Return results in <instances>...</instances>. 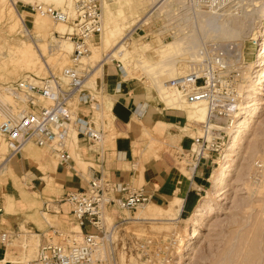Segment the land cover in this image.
Wrapping results in <instances>:
<instances>
[{
    "label": "rangeland",
    "instance_id": "rangeland-1",
    "mask_svg": "<svg viewBox=\"0 0 264 264\" xmlns=\"http://www.w3.org/2000/svg\"><path fill=\"white\" fill-rule=\"evenodd\" d=\"M57 1L59 2V0L48 2L45 0H0V88L7 84L6 82L20 78L37 80L48 74L59 75L61 68L70 62L69 57L73 53L68 54L61 51V46L71 43L66 33L72 29L73 13L69 19L63 21V19L53 20L49 15L37 13L31 9V6L37 2L64 13L62 5ZM157 1L118 0L116 3L114 0H105L102 32L106 30L109 40L92 57L90 56L79 64L87 69L86 85L95 86V78L100 75L102 65L111 64V62L115 64L117 60L120 63L119 68H121L123 79H135L145 85L151 78L160 74L163 56L168 52H173L177 54L175 59H178L174 63L176 70L160 78L159 86L157 85L153 90L166 94L172 92L174 95L171 96L183 99L173 88L165 83L164 86L163 82L170 75H179L181 72L183 74L191 70L190 61L196 59V54L185 46L187 38L171 37L166 35V32L156 31L155 26L161 16L154 13L172 11L173 7H176L177 0H173L171 5H166L164 2V6L163 4L155 5ZM20 2H23L24 6L20 5ZM108 2L112 4L110 10L107 11L105 4ZM233 2L227 14L217 22L220 34L215 39L235 43V54L239 56L237 71L240 99L239 109L234 117L237 123L228 128L227 136H224L217 151L204 149L203 157L199 159L195 168L203 165L207 169L205 176L207 178L202 179L199 188L191 189L188 205L183 207L177 216L170 215L167 209L172 198L161 204L150 201L130 211L113 207L108 215L105 214L108 223L113 219L117 220L118 217H126L115 227L111 241L105 245L106 264H264V86H259L255 92L254 90L246 92V95L251 96L250 103H254L251 107L244 109L240 104L242 103V90H248L251 87L256 75L255 68L252 69L251 64L253 56L255 57L261 47L262 36L260 40L253 41L255 36L253 34L263 26L264 15L260 16V14L261 9L264 8V0H233ZM70 5L73 4L70 3ZM149 11L152 14L150 16L147 15ZM113 26L126 28L124 31L118 29L117 32L111 33L109 31ZM135 26L143 27L146 34L140 36L142 31L134 29ZM210 38L205 37V39ZM30 39H32L34 50L33 53L31 52L32 61L27 60L25 55H29L30 52L20 43ZM98 39V36H94L91 41L96 42ZM114 48H118L120 53L110 57V60L107 59V62L104 58ZM83 56H88V54L85 53ZM255 59L257 62L258 58ZM262 63L264 64V59ZM96 69L99 71L93 75L94 81L91 83L93 76L90 78L89 76ZM141 72L143 80L140 81L137 75ZM160 84H163V87H160ZM98 97L101 101V108L96 114L103 122L105 136L102 146L106 148L111 144V137L123 131H120L121 126L107 111V103L111 104V100L101 92ZM260 101L263 104L259 105L258 110L256 109L258 112L255 117L251 118L248 129L236 135V145L228 148L235 126L240 125L246 111L255 107L256 102ZM0 102L3 105V109L0 107L1 119L15 114L22 105L19 100L14 99L2 89H0ZM182 102L187 105L191 101ZM243 111H245L244 115L241 114ZM188 114L192 118L194 111L190 110ZM206 116L203 117L204 119L194 120L195 124L188 126L194 131V135L205 134V130L201 128L203 121L208 123V129L222 127V122H208ZM147 127H143L144 133L141 138L133 141V153L141 159L150 156L166 158L183 178H186L184 175L186 169L189 171H187L188 175L192 173L193 165H191L189 147L191 146L194 151L197 147L194 143L191 144L188 136H193V134L181 132V126H178L177 133L158 135L163 136L164 140V144H160ZM208 132L209 130L206 133ZM183 136L187 140L185 148L178 141ZM146 138L150 140L148 143L141 140ZM138 141L143 143H138ZM7 152L4 140L0 137V184L7 176L17 178L13 173L18 171L16 162L20 160L25 164L29 163L30 166L28 170L25 168L27 173H19L18 185L24 189L20 192L21 195H27L25 190L34 189V187H29L26 176L32 172L40 174V171L42 173L39 178L44 181V189L52 193L58 192L59 189L56 190L53 186L51 175L58 163L53 154L44 147L36 146L31 142L25 143L22 150L8 160H6ZM70 153L76 165L85 170L86 162L79 159V154L74 153L73 148ZM220 164L229 165L228 167L231 168L223 186L224 193L219 195L209 193L212 209L198 218L197 231L194 233L191 231L193 223L191 213L199 200L211 191V182L220 172ZM50 179H52L51 189H47V182L50 183ZM190 179L191 177L188 178ZM37 196L36 192H32V196L26 198L29 203L28 207H40ZM151 202L162 208L154 209V215H140L141 210ZM11 204V197H7L4 210H12ZM34 214L35 217L27 215V218L37 223L38 230L22 224L16 229L0 226V239L4 241L0 242V257L7 253L5 260L0 261V264H27L34 256L38 242L43 240L42 234L45 237L48 236L50 228H42L37 213L34 212ZM41 214L50 226L59 228L65 233H69L70 229L79 231V228L73 224L76 222L70 214L64 215L63 225L56 214L47 210H43ZM29 232H38V237L28 236ZM51 238L55 239L56 236Z\"/></svg>",
    "mask_w": 264,
    "mask_h": 264
},
{
    "label": "built area",
    "instance_id": "built-area-1",
    "mask_svg": "<svg viewBox=\"0 0 264 264\" xmlns=\"http://www.w3.org/2000/svg\"><path fill=\"white\" fill-rule=\"evenodd\" d=\"M101 1L72 0L74 17L66 36L72 42L73 54L59 75L48 74L37 80L20 78L1 86L22 104L15 114L0 120V137L8 151L6 160L27 142L44 147L61 164L72 159L71 148L79 155L84 149L97 161L101 159L105 130L96 114L101 108L100 90L85 84L87 69L79 66V56L88 51L86 41L101 30ZM232 3L233 0H177L172 11L154 13L161 16L155 26L157 32L187 38L186 46L196 54V59L190 61L191 70L170 76L164 83L187 101L202 99L207 121L222 122V128L208 129V123L203 121L205 134L188 136L197 147L195 151L189 147L192 172L204 149H219L239 109V56L235 54V43L215 39L220 34L217 22ZM31 9L53 20L65 19L64 13L41 3L35 2ZM134 29L142 31L140 36L146 34L141 26ZM115 65L119 67L118 60ZM0 107L3 109L1 102ZM62 197L70 205V215L80 230L65 233L50 226L48 236L42 234L43 240L27 264H106L105 245L126 217L108 223L105 216L113 207L130 211L150 199L141 185L113 180L101 172L91 175L81 188L65 191ZM72 233L77 234V239L71 237Z\"/></svg>",
    "mask_w": 264,
    "mask_h": 264
},
{
    "label": "crops",
    "instance_id": "crops-1",
    "mask_svg": "<svg viewBox=\"0 0 264 264\" xmlns=\"http://www.w3.org/2000/svg\"><path fill=\"white\" fill-rule=\"evenodd\" d=\"M20 5L24 6V3L20 2ZM25 15L27 14L25 13ZM95 87L111 100V104L107 103V111L121 126L120 131L123 132H118L111 137V144L106 148H103L101 144V159L98 161L90 153L80 149L81 157L80 155L78 157L82 162H86L85 170L76 165L73 157L66 164L58 162L55 170L51 173L53 186L56 190L59 189L56 193L44 189V181L39 178L42 173L40 171V174L32 172L26 176L29 187H34V189L25 190L27 195H21L20 192L24 189L18 185L19 173H27L30 166L29 163L25 164L18 160L16 162L18 173L16 171L13 173L17 178L7 176L0 184V206L2 209L0 211V226L16 229L22 224L38 230L37 223L27 218V215L35 217L34 212H36L42 228L50 227L41 214L43 210L56 214L63 225L65 223L64 215L70 214V205L64 200L62 194L67 190L81 188L91 175L99 172L113 180L127 182L131 185H141L149 193V200L157 204L164 203L170 198L173 199L181 192L184 198L181 209L188 205L191 189L199 188L202 179L207 178L205 177L207 169L203 165L195 168L191 173V179L188 180L181 174L179 175L166 158L150 156L141 159L133 153V141L141 138L144 133L143 127L148 126L147 128L153 136L160 137L158 136L160 134L177 133L178 126L186 125L189 114L183 108V99L166 93L161 98L155 90L142 82L135 79H123L121 68L112 62L102 65L100 75L95 78ZM141 140L146 143L150 141L148 138ZM178 141L185 148L187 143L185 136ZM138 143L143 142L138 141ZM74 153L77 154V150H74ZM52 179H50V183L47 182V189H51ZM32 192L37 193L40 207H28L29 203L26 198L32 196ZM7 197L12 199V210L5 211ZM37 233L29 232L28 236L38 237ZM36 240L38 241L37 238ZM6 256L7 253L1 256L0 261H4Z\"/></svg>",
    "mask_w": 264,
    "mask_h": 264
},
{
    "label": "bare ground",
    "instance_id": "bare-ground-1",
    "mask_svg": "<svg viewBox=\"0 0 264 264\" xmlns=\"http://www.w3.org/2000/svg\"><path fill=\"white\" fill-rule=\"evenodd\" d=\"M48 1H50V0H45V2H48ZM114 2H118V0H114ZM166 3V5L167 4H170V3H173V0H158L157 2H156V4L155 5H161V4H163V3ZM57 3H60L61 5H62V8L64 9V16H65V19H63V21H65V20H67V19H69V16L71 17L72 16V13H73V17H74V8H73V5H70V3H72V0H59V2L57 1ZM57 3H53V4H57ZM104 3H105V0H102L101 1V14H102V27H101V30H100V32L97 34V35H95V36H98V40L95 42H92L91 40H87L86 42H87V47H88V51L86 52L87 54H88V56H83V55H81V56H79V60L81 61V62H84V61H86V59H88L90 56L92 57L95 53H96V51H98L99 49H100V47H102L103 45H105L107 42H108V35H107V33H106V30H104L103 32H102V30H103V26H104V21H103V6H104ZM112 3L111 2H108V3H106L105 5H106V9H107V11L108 10H110V8H111V5ZM154 5V6H155ZM171 5V4H170ZM43 6H47V5H43ZM64 6V7H63ZM153 6V7H154ZM163 6H164V4H163ZM156 7V6H155ZM164 8V7H163ZM10 9V8H9ZM154 9V8H153ZM152 11V10H151ZM151 11H149L148 12V14L147 15H152L151 14ZM158 11V10H157ZM154 12V11H153ZM152 12V13H153ZM37 13H39V12H37ZM159 13V12H158ZM264 15V8H262L261 9V14H260V16H263ZM45 16V15H44ZM47 17V16H46ZM59 20H62V19H59ZM142 21H144V20H142ZM67 22V21H66ZM262 22V21H261ZM262 24H263V26L259 29V30H257V31H255V34H253V35H255L254 37H253V41L254 40H260L261 39V36H262V42H261V47H260V49H259V52L255 55V57L253 56V63L251 64V65H253V67H251L252 69L253 68H255V72H256V75L254 76V79L252 80V83H251V87L250 88H248V90H242L243 91V93H242V103H240V104H242L241 105V107L242 108H249V107H251V105H253L254 103H250V98H251V96L250 95H246L247 93L246 92H249V91H253L254 90V92L256 91V89L257 88H259V86H264V64L262 63V61H263V59H264V19H263V22H262ZM260 25V24H259ZM125 28L126 27H124V28H122V27H116V26H113V28L109 31V32H111V33H115V32H117L118 31V29H122L123 31L125 30ZM108 31V30H107ZM132 31V30H131ZM126 32H128L127 30H126ZM129 33V32H128ZM256 42V41H255ZM21 43V46H25L27 49H28V51L30 52V54L29 55H25V57L27 58V60H29V61H32L33 60V58L31 57V52L33 53L34 52V50H33V43H32V39H30V40H28V41H21L20 42ZM186 46V45H185ZM27 51V50H26ZM61 51H64V52H66V53H71V52H73V46H72V42L71 43H67V44H64V45H62L61 46ZM118 53H120V50H118V48H114V49H112L111 51H110V53H108V56L106 57V58H104V60H110L109 58L110 57H114V56H116ZM72 55V54H71ZM176 55L177 54H175V53H173V52H168V53H166L164 56H163V60H162V64H161V71H160V74L159 75H155L156 77H153V78H151L148 82H146V86H148V87H151L152 89L154 88V87H156L157 85L159 86V82H158V80L160 79V78H162L163 76H165V74H167V73H170V72H174L175 70H176V66H175V62H176V60H178L177 58L175 59V57H176ZM255 58H258V61L256 62V59ZM103 60V61H104ZM108 60H107V62H108ZM254 62H256V63H254ZM122 64V63H121ZM97 65V64H96ZM99 66V65H98ZM185 66V65H184ZM257 68V69H256ZM185 69V68H184ZM98 71H99V69H96V70H94V72L89 76V78L90 77H92L95 73H98ZM184 73V72H183ZM181 74H182V72H181ZM181 74H179V75H181ZM138 77H139V79H140V81H141V79L143 80V73L141 72L140 74H138L137 75ZM167 76H168V74H167ZM171 76V75H170ZM173 76V75H172ZM137 77V78H138ZM92 80H91V83H93V81H94V76L91 78ZM85 82H86V80H85ZM163 84H164V82H163ZM163 84H160V87L163 85ZM164 86H165V84H164ZM248 86V85H247ZM163 87V86H162ZM169 88V87H168ZM171 88V87H170ZM148 89H150V88H148ZM172 91V90H171ZM157 94L159 95V97H161V98H163V94H164V92H161V91H157ZM173 93L172 92H169V95H172ZM245 94V95H244ZM174 95V94H173ZM182 97V96H181ZM158 98V97H157ZM185 99L183 98V101H184ZM241 102V101H240ZM253 102V101H252ZM255 102V101H254ZM264 102V101H263ZM263 102H256V106L255 107H253V108H250L249 110H247L246 111V113H245V111H243V112H241V114H243V113H245V116H244V118H243V120L241 121V124L239 125H237V126H235V129L233 130V132H232V135H231V144L228 146V148H230V147H232L231 145H234L235 144V141H237L236 139H235V137H236V135H238V134H241L242 132H244L246 129H248V127H249V125H250V122H251V118H253V117H255L256 116V112H258L257 110V108H259V105L260 104H263ZM239 105V104H238ZM183 108L184 109H186V111L188 112V111H190V110H193L194 111V115L193 116H191L192 118H190V117H188V120H187V123H186V125L185 126H182L180 129H181V132H183V133H185V132H187V134H189V135H192L193 133H194V131L191 129V128H189L188 126H191L192 124H195V123H193V121L194 120H198V118L201 120V119H204L203 117L205 116V115H207V114H205L206 113V107H205V104H204V101L202 100V99H197V100H193V101H191V102H188V104L186 105V103H185V105L183 104ZM257 109V110H256ZM241 110V109H240ZM238 112V111H237ZM236 112V113H237ZM190 114V113H189ZM2 115H4V114H2ZM244 115V114H243ZM235 116H236V114H235ZM1 119V118H0ZM206 119H207V117H206ZM240 120V119H239ZM238 120V121H239ZM203 121V120H202ZM237 121V120H236ZM212 122H220V121H212ZM234 122H235V119H234ZM237 123V122H236ZM235 123V124H236ZM233 125V124H232ZM218 128V127H217ZM222 128V127H221ZM213 129V128H212ZM180 131V130H179ZM175 135V134H174ZM193 136H194V134H193ZM154 137H156V139H158V142H160V144L162 143V144H164L163 143V138H161V137H157L156 135H154ZM172 137V136H171ZM152 139V141H154V139L153 138H151ZM230 142V141H229ZM158 145V144H157ZM236 145V144H235ZM163 146V145H162ZM236 147V146H235ZM221 165V164H220ZM229 165H226V164H222L221 166H219L220 167V172L217 174V175H215V177L213 178V180H212V182H211V184H212V189H211V191H208V195L207 196H203L200 200H199V202H198V204H197V206L195 207V209L193 210V212L191 213V219H192V221H193V223H192V229H191V231H194V233L197 231V229H196V226H197V220H198V218L200 217V216H202V215H204V214H206V213H208L211 209H212V203L210 202V198H209V193L211 192V194L213 193V195L215 194V195H219V194H221L222 192H223V186H224V184H225V180H226V177H227V175H228V171L231 169V168H229L228 167ZM188 169H190V168H188ZM187 169H186V171H184V175L186 176V178L188 177V178H190L191 176H190V174L188 175V173H187ZM189 172V171H188ZM190 172H191V170H190ZM187 178V179H188ZM210 190V189H209ZM224 193V192H223ZM217 197V196H216ZM183 200H184V198H183V194L181 193V192H179V194L177 195V196H175L172 200H171V202H170V204H169V206H168V208L167 209H169V211H170V215H178L179 214V212H180V210H181V207H182V204H183ZM148 202H150V200L149 201H147L146 203H148ZM145 203V204H146ZM138 208V207H137ZM136 208V209H137ZM162 207L161 206H159V205H155V204H152V203H149L148 205H147V207H145L144 209H142L141 210V212L139 213L140 215H145V216H147V215H154L155 213H154V209H161ZM135 209V210H136ZM74 225H75V227H78L79 228V226L76 224V223H73ZM71 230V229H70ZM78 230H80V229H78ZM73 231V230H72ZM75 231V230H74ZM71 237L72 238H75V239H77V234L76 233H72V235H71ZM105 251V250H104Z\"/></svg>",
    "mask_w": 264,
    "mask_h": 264
}]
</instances>
